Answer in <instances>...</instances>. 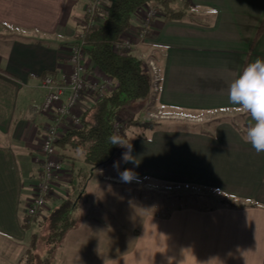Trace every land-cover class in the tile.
<instances>
[{
    "label": "crops",
    "instance_id": "obj_1",
    "mask_svg": "<svg viewBox=\"0 0 264 264\" xmlns=\"http://www.w3.org/2000/svg\"><path fill=\"white\" fill-rule=\"evenodd\" d=\"M91 1L0 0V264H21L30 249L23 223L40 168L41 83L48 72L68 77ZM191 2L182 20L158 15L135 51L160 66L148 96L164 114L158 126L135 132L98 167L79 151L62 156L47 212L84 199L87 212L102 213L90 215L89 232L120 235L127 246L92 243L77 258L68 249L66 264H264V30L256 39L264 0ZM141 23L139 10L126 37L139 40ZM91 103L86 96L79 107ZM135 190L186 200L144 213ZM211 192L224 198L207 203Z\"/></svg>",
    "mask_w": 264,
    "mask_h": 264
},
{
    "label": "trees",
    "instance_id": "obj_2",
    "mask_svg": "<svg viewBox=\"0 0 264 264\" xmlns=\"http://www.w3.org/2000/svg\"><path fill=\"white\" fill-rule=\"evenodd\" d=\"M145 4L157 6L159 14L166 21L184 19L192 8L191 0H104V5L93 17V21L86 12L84 22L77 26L74 43L82 42L84 61L87 58L90 63L88 69H98L101 74L114 81L115 88L100 97L93 96V102L83 111L81 125L71 126L66 130L58 142L63 158L73 157L67 150L79 151L82 154L81 160L86 165L98 167L109 161L127 141L125 134L115 133L116 122L121 121L126 127L134 124L145 130L158 126L159 121L155 118L146 121L121 118L120 114L126 105L149 96L153 90V73L146 61L132 48H116L132 27L135 14ZM263 30L264 21L256 39ZM49 74L51 73L44 74V77ZM76 209L77 201L66 198L52 206L41 219L26 216L23 227L31 229L29 222H34L40 228L31 233L30 249L21 264H36L35 251L38 248L40 230L47 234L48 250L56 252L67 232L76 225Z\"/></svg>",
    "mask_w": 264,
    "mask_h": 264
},
{
    "label": "built area",
    "instance_id": "obj_3",
    "mask_svg": "<svg viewBox=\"0 0 264 264\" xmlns=\"http://www.w3.org/2000/svg\"><path fill=\"white\" fill-rule=\"evenodd\" d=\"M103 5L104 0H93L89 3L87 12L91 15L92 21ZM140 14L142 23L139 40L133 41L123 37V40L117 44V49L119 47L133 48L146 37L154 19L159 15V8L152 4H145L140 8ZM69 63L68 77L58 79L53 75H46L41 83V87L46 90V95L40 106V112L46 117V121L43 127L40 168L26 208V213L33 218L43 216L47 197L57 185L59 176L64 172V160L58 148L63 129L81 125L83 110L79 105L84 97L90 96L93 102V96L100 97L106 91L115 88L114 81L101 74L98 69V71L88 69L84 61L82 42L72 45ZM159 81L160 79L155 77L156 89H158ZM155 116L152 114L151 118ZM125 128V123L121 121L115 123L114 130L117 135H123Z\"/></svg>",
    "mask_w": 264,
    "mask_h": 264
},
{
    "label": "rangeland",
    "instance_id": "obj_4",
    "mask_svg": "<svg viewBox=\"0 0 264 264\" xmlns=\"http://www.w3.org/2000/svg\"><path fill=\"white\" fill-rule=\"evenodd\" d=\"M160 15V14H159ZM145 38V37H144ZM144 38H142L135 47H133V51H137V48L140 46V44L143 43ZM135 41V40H133ZM137 41V40H136ZM75 43L73 42L72 45H74ZM149 55H145V54H141V58H143V60L146 61V63L150 66L152 73H153V84H154V80L155 77H158L159 79H161V71H160V66L158 65V63L156 61L150 60ZM156 75V76H155ZM160 82V81H159ZM156 91H158V89H156V87L153 86V90L152 93H156ZM153 98V97H152ZM152 104H154L152 102ZM148 109V110H147ZM83 111L86 109H82ZM147 110V113L149 111H152V114H155V119L159 120L161 119L164 114H161L158 112H156V108L153 107V105L149 106V101H148V96L146 97H142L138 100L132 101L131 103H129L128 105H126L121 111L120 114L122 115L121 118H135V119H140L144 117V112ZM149 115V114H148ZM148 115H146L147 119L151 118V115L148 117ZM212 117L217 118L219 117L218 114H214ZM176 123H182V122H176ZM184 124V123H182ZM140 131L141 133L145 132L144 128H141L139 126H136L134 124H129V126H127L125 128L124 134L126 136V140H129L132 138V136L134 135L135 132ZM127 134V135H126ZM140 187V186H139ZM134 191V190H133ZM136 195L135 196V200L139 201L138 203H140V207H142V211L145 212H152L154 213V211L157 212H161L162 210L165 209V207L171 206V205H175L177 204V202L180 203H185L184 200H186V198L183 200L184 196L179 197L178 200H176L175 198H171L165 195H159L153 192H147L145 190L142 191H136ZM125 193H129V191H126ZM172 193V192H171ZM126 195V194H125ZM207 199L208 201H206L207 203H214V202H219L221 201L224 197L211 192V193H207ZM75 200V199H74ZM205 200V198L203 199V201ZM78 201V200H76ZM79 202V201H78ZM87 205L84 199H82V201L79 203L78 206V211L75 212L74 217L76 220V225L75 227L71 228L69 230V232H67V235L65 236V239L62 243V245L57 248L56 252H57V264H66V260H65V253L68 251L73 252L72 255H74L76 258L80 255L83 256V254L85 253V248L84 247H90L92 246V243H97V245H103V247L105 246H109L111 248L116 247L118 250L119 249H124L127 246L125 245H119L120 244V235H114V234H106V233H90L89 231L92 230V228H90V223L92 222L91 216L90 215H102V213H98L95 212L94 210V206L93 208H91L92 210L90 212L86 211ZM45 209L44 215H47L48 212ZM44 211V210H43ZM43 213V212H42ZM43 217V216H42ZM41 219V217H40ZM79 222H82V224L80 226H78L77 224ZM29 224L32 226V228L30 229L31 233L33 231L39 230V225H35L34 222H29ZM40 238H39V242H38V248L35 251V256H36V264H54L53 261H55V251L54 253H52V251L48 250V245H47V234L45 231H41L40 230ZM129 238L131 239L133 237V235H128ZM116 238H119V240L117 239V241H114ZM97 242H96V240ZM86 241V243L89 244H84L82 249L79 245V243H82ZM93 248V247H92ZM68 264V263H67Z\"/></svg>",
    "mask_w": 264,
    "mask_h": 264
}]
</instances>
